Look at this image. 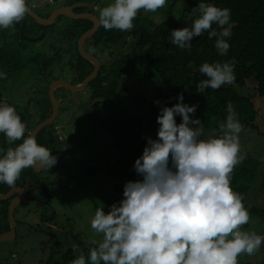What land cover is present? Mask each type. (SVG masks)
Masks as SVG:
<instances>
[{"label": "clouds", "instance_id": "1", "mask_svg": "<svg viewBox=\"0 0 264 264\" xmlns=\"http://www.w3.org/2000/svg\"><path fill=\"white\" fill-rule=\"evenodd\" d=\"M166 4L167 0H112L100 10L97 23L106 31H130L141 9L155 13ZM28 11L27 0H0V29L22 21ZM192 14L196 18L191 26L171 30L169 42L190 49L193 39L207 31L209 39L216 37L219 54L226 55L231 9L201 0ZM234 68L235 58L199 65L197 71L207 79L196 83V91L233 83ZM5 78L0 72V79ZM176 100L171 107L159 108L156 138L146 137L134 161L140 179L125 181L122 199L107 213L97 208L91 217L90 227L102 240L92 241L88 255L80 254L71 264H239L242 253L255 255L264 244V235L241 229L249 223V208L231 187L233 169L246 158L239 139L243 126L232 103L227 104L221 134L205 136L202 121L194 118L197 105L185 103L182 93ZM0 133L9 144L22 140L6 152L0 149V183L14 186L23 169H50L57 163L28 131L15 106L2 98Z\"/></svg>", "mask_w": 264, "mask_h": 264}, {"label": "trees", "instance_id": "2", "mask_svg": "<svg viewBox=\"0 0 264 264\" xmlns=\"http://www.w3.org/2000/svg\"><path fill=\"white\" fill-rule=\"evenodd\" d=\"M199 2L201 0H167L166 6L163 7L167 13L163 14L166 20L162 23H157L151 16L143 17L139 14L133 20L134 27L130 31H106L103 27L99 31L98 44L121 45L122 50H129L124 72L125 87L121 86L123 95L116 104L119 106L123 96L125 100L128 96L129 102L127 108L117 110L113 113L114 116H110L105 128L112 135L114 149L120 154L114 164L107 166L109 171H106L109 180H112L110 187L113 198L109 201L112 204L122 199L125 181L140 179L133 169L134 161L142 154L146 137L156 138L159 108L164 105L171 107L177 102L178 94H183L185 103L197 105L194 118L202 121L205 136L221 134L220 124L228 115L229 102L232 103L243 129H259L255 100L264 97V0H203L220 8L231 9L232 35L225 38L230 48L224 56H221L215 47L216 37L209 39L207 31L193 39L190 49H181L169 42L171 30L191 26L196 18L192 9ZM22 22L23 20L15 23L9 29H0V72L6 73V78L0 79V84L4 83L10 74L24 67L18 46H12L14 37L20 41ZM212 27L217 29L215 24ZM233 58V83L222 85L219 89L208 88L204 93L196 91V83L207 79L197 71L199 65L205 62L224 63ZM113 77L115 82L110 84L107 94L110 98L117 94L122 75L116 74ZM101 78L92 85L103 89ZM131 78L147 83L148 88L153 87L151 82H155L158 85V93L129 90L128 82ZM250 82L256 83L254 93L245 95L242 90ZM154 100H159L160 105L154 104ZM176 120L179 123L181 117L177 116ZM259 167L260 162L249 157L237 164L231 174V187L243 196L245 206ZM19 181L18 179L16 182ZM11 187L7 185L6 190ZM262 188L264 189V175ZM108 199L110 200V196ZM3 211L7 217V207ZM250 211L256 213L258 210L255 208ZM52 217L54 220L57 218L55 212L42 217L44 222H53L52 225L57 228L56 238L53 237L49 242L51 252L47 256L46 264H71L80 254L87 256L92 246L83 242L81 234L52 221Z\"/></svg>", "mask_w": 264, "mask_h": 264}, {"label": "flooded vegetation", "instance_id": "3", "mask_svg": "<svg viewBox=\"0 0 264 264\" xmlns=\"http://www.w3.org/2000/svg\"><path fill=\"white\" fill-rule=\"evenodd\" d=\"M30 1L31 0H27L29 7L32 8V10H34V12L42 19H48L55 11L62 8L71 9V12L75 15H94L98 17V14L95 11L99 10L100 7L102 9L103 7L102 5L99 6L101 4V0L94 7H92L91 4L95 0H39V3H43L44 5V9L42 10L39 9L37 4H31ZM42 12L45 15H43ZM25 20L27 21L25 35L32 38H39L40 33H42L45 29L51 27V29L53 30V35L56 37L55 40L57 41L56 44L52 46V50H58L56 56L60 55L62 57V55H67L64 60V64L71 68L74 77L79 74V76H83V78L80 82L77 83L72 81L75 79L74 77H71L67 80L62 77L61 79H52V77H54L51 75L52 72L55 73V71H57V73L60 74L67 73L59 70L60 67L63 66L62 64L59 68L56 67L55 69L53 64L46 63V65H44V72H42L41 75V81L38 82L39 84L36 83L31 85L28 83L25 86L21 85L19 86L18 90L11 93V96H9V98L6 100L11 105L15 106L16 111L19 115H23V118H21L22 121L26 124L27 129L29 128V125L36 126L54 115L55 107L58 108V117L55 120L54 124L50 126L46 131H43L42 134H40L37 138L38 144L48 148L53 153V155L56 156L57 163L50 169L43 168V170L38 173L34 172V170L30 167L23 169L19 176V183L16 182L15 185L8 190H6L7 184L0 183L1 194H8L13 189L18 188H21L24 193L23 202L18 207H16L14 211V217L16 221L14 236L13 234H11V236L8 235L12 230V225L9 220V206L11 205V201L16 198L17 195L15 194L9 201H0V237L6 235L10 239L8 241L0 243V258L2 257L4 259L8 253H14V259L18 258L16 252H14V248L18 247L20 241L27 237L26 233L23 232L22 234L21 232L23 227L29 226L31 229L36 230L33 235H38L41 237V239L47 238L46 243H48V247H50L49 242L53 240V237L56 238L57 236V228L52 225L53 222H44L42 220V217L46 215L45 208L52 205L54 199H56L58 195L57 193L60 192H57L56 189L62 186L61 181L56 183L50 178L57 176L56 173L64 171L60 167L62 156L64 154H66L65 158L69 159L70 157H73L76 152H79L82 148H85L84 146L88 142L81 141L78 133L73 132L72 128L68 129L66 127L67 125H71L78 119L83 118L84 123L86 121L90 123L93 122L99 129H105L106 121L109 120L112 113H116V111L114 112L111 105L116 104L117 100L123 95V89L121 88V86L124 85L125 87L124 77L126 76V74L124 73L127 60V55L124 52L125 50H122L121 45L106 46L98 44V34L102 29V26H100V29L96 32L94 37L88 39L85 42L84 47L88 54L92 55L100 62V70L98 72L97 79L92 81L87 86V88L81 92L72 93L69 90L58 85L55 87L53 93L51 94V85L53 83L63 81L71 85L78 86L81 85L84 80L95 70L94 64L92 62H87L79 52V41L81 37L88 31L92 30L95 24L94 22H92V20L72 19L65 15L58 16L55 24L50 27H45L38 24L36 20L30 17L27 13L23 19V22ZM59 31L63 32V35H59V33H57ZM47 34L48 32L45 31L42 35H45L46 37ZM45 37L43 39H45ZM14 40L18 41V39L15 37L12 39V41ZM19 40H24L22 35ZM12 46H14L13 43ZM21 47L22 46H18V48L22 49ZM115 51H118V53ZM37 56L40 57L39 54ZM31 62L32 61H29L28 63ZM35 62L36 61H34V63ZM116 62H118V65H115ZM89 69H91V71H89ZM116 74H118L119 76L122 75V78L119 79V90L113 98H110L107 97V94L110 90V84L115 82V78L113 77V75ZM10 75L12 76V74ZM100 77H102L101 79H103V89H98L92 85L93 82L100 79ZM68 91L69 94H67ZM118 107L119 108H117V110H123L121 103ZM32 113L36 114V122L34 123L35 125H33V123L30 121V116L32 115ZM44 133H46L45 136ZM54 134H58V136L60 137V146L59 144H57L55 138H53ZM6 141L7 139L4 140L2 137H0V149H3L4 152H6L9 147L13 148L10 144L8 146ZM16 141L19 144L22 143V140ZM98 170L99 169L96 167L93 168V171ZM41 183L46 184L51 194V199L46 205L32 201V199L34 198L40 200L41 202L46 201L47 192L45 188L41 186ZM34 185L40 188L39 191L35 190L36 188L34 187ZM58 198L63 200L64 194H62V196ZM31 203L42 206L39 210H37V213H35V215L37 214V221L33 223L27 221L31 216V211L28 214L24 215L25 212L23 210L28 206V204ZM5 207H7V217H5V213L3 211ZM52 212L50 214H52ZM48 247H46V249L49 250V253H47L49 255L51 252V247ZM1 264L10 263L5 262ZM44 264H46V262Z\"/></svg>", "mask_w": 264, "mask_h": 264}, {"label": "rangeland", "instance_id": "4", "mask_svg": "<svg viewBox=\"0 0 264 264\" xmlns=\"http://www.w3.org/2000/svg\"><path fill=\"white\" fill-rule=\"evenodd\" d=\"M30 2L31 4L33 3L32 0ZM111 2L112 0H101L99 6L102 5L105 7ZM100 10L101 7L99 10L95 11L98 16ZM139 14L143 15V17L151 16L157 23H162L166 20V16L163 14L167 13L161 8L155 13L145 12L141 9L138 15ZM43 15L45 14L43 13ZM45 31H47L48 34L45 39L42 40L35 42H28L25 40L12 41L13 45L22 46V49L19 48V53L23 56L22 63L24 64V67L17 73H12V76L9 75L8 79L0 84V98L7 100L9 96H11V93L18 90L19 86H25L28 83L32 85L40 82L42 72H44V65H46V63L53 64L55 69L56 67L59 68L62 64L63 66H61L59 70L67 73L60 74L57 73V71H55V73L52 72L51 75L54 76L52 79H61L62 77L67 80L74 77L71 68L64 64L67 55H62V57L60 55L56 56L58 50H52V46L57 42L55 40L56 37L53 35V30L51 27L45 29L40 33V36ZM57 33L63 35V32L61 31ZM115 52L118 53V51ZM124 52L125 54H129L128 49ZM38 54L40 57L37 56ZM29 61L32 62L28 63ZM34 61L36 62L34 63ZM115 65H118V62H116ZM89 71H91V69H89ZM74 78L75 79L72 81L77 83L81 81L83 76L81 77L78 74ZM151 83H153L151 84L153 87L148 88L147 83L137 80L136 78H131L128 82V89L133 91L140 90L142 92L149 91L152 94H157L158 90L156 88L158 85L155 82ZM255 86V82H250L247 87L242 90V93L245 95H252ZM67 94H69V91ZM125 99L126 98L123 96L120 102L123 109L127 108L126 105L129 102L128 96L127 100ZM255 103L258 110L257 124L259 129H243L239 134L241 151L246 153V158L250 157L260 162V167L258 168L252 188L246 198V207L249 208L250 220L248 224L242 225L241 229L254 231L257 234L264 235V189L262 188L264 175V97L257 98ZM111 106L114 112L117 111V104H112ZM20 116L23 118L22 114H20ZM112 116H114L113 113L111 114V117ZM66 128H72L73 132L79 134L81 141L88 142L84 146L85 148L76 152L73 157L66 159V154L62 156L60 167L64 171L56 173L57 176L50 178L56 183L61 181L62 186L56 189L57 192H60L57 193L58 195L56 199H54L52 205L45 208L46 215L55 211L57 218L54 220V217H52V221L78 232L81 234L82 240L87 246H93L92 241L102 240V235L97 234L95 230L90 227V219L97 208H104V211L107 213L110 205H112V203L109 202L113 198L112 189L110 187L112 180H109V177L107 176V172L109 171L107 166L114 164L120 154L116 152V149H114L112 145V135L109 133L108 129H99L93 122L90 123L86 121L84 123L83 118L78 119L71 125H67ZM0 137L4 140L6 139L3 133H0ZM7 144L9 146L8 142ZM10 145L15 148L19 143L14 141ZM94 167L99 170L93 171ZM34 187L36 188V191H39L40 188L38 186L34 185ZM62 194H64L63 200L58 198L62 196ZM109 196L110 200L108 199ZM41 207L42 206L40 205L31 203L23 209L25 212L24 215L31 211V216L27 220L28 222L33 223L37 221V214L35 215V213H37V210ZM255 208L258 210L256 213L250 211V209L253 210ZM35 231L36 230L31 229L29 226L23 227L21 232L22 234L23 232L26 233L27 237L20 241L18 247L14 248V252H16L18 258L14 259V253H8L5 256L6 260L2 257L0 258V264L5 262H9L10 264H44L47 259V253H49V250L46 249V247H48V243H46L47 238L41 239L40 236L33 235ZM238 261L239 264H264V244L261 245V248L255 255L248 256L247 254L242 253L238 257Z\"/></svg>", "mask_w": 264, "mask_h": 264}, {"label": "water", "instance_id": "5", "mask_svg": "<svg viewBox=\"0 0 264 264\" xmlns=\"http://www.w3.org/2000/svg\"><path fill=\"white\" fill-rule=\"evenodd\" d=\"M75 1H78V0H75ZM99 2H100V0H95L91 4L92 7L96 6ZM27 14L30 17L34 18V20H36V22L38 24H40L42 26H45V27L53 26L55 24L56 19L58 18V16H64V15L67 16V17H70L72 19H85V20H92V22H94L95 25H94L93 29L88 31L87 33H85L81 37V39L79 41V52H80L81 56L87 62H92L94 64L95 70L84 80V82L81 85L74 86V85H71V84H69L67 82H63V81L56 82V83H53L51 85V94L53 93V90L55 89V87L58 86V85L63 87V88H65V89H67V90H69L72 93H77V92L84 91L87 88V86L92 81L97 79L98 72L100 70V62L95 57H93L92 55L88 54L86 52V49L84 48L85 47V42L88 39H91L92 37H94L96 32L100 29V25H98V23H97V18L98 17L94 16V15H75V14H73L71 12V9H67V8H62V9H59V10L55 11L48 19H42L30 7H29V11L27 12ZM26 26H27V21L25 20L23 22L22 29H21V35H22V37L24 38L25 41L35 42V41H38V40H42L45 37V35H42L39 38H32V37L26 36L25 35ZM35 115H36L35 113H32V115L30 116V121L33 123V125H35L34 123L36 122ZM57 117H58V108L55 107L54 115H52L50 118L46 119L45 121L39 123L36 126L29 125L28 126L29 127L28 131L33 133L35 135L36 140H37L38 136L40 134H42L43 131H46L50 126H52L54 124V122L57 119ZM45 135H46V133H44V136ZM53 138H55L57 144H59V146H60L61 139L58 136V134H54ZM30 168H32L34 170V172H36V173H38V172L43 170L42 168L35 167V166L34 167H30ZM41 186H43L45 188L46 192H47L46 201L41 202L40 200H37L35 198L32 199V201L38 202V203H42V204L46 205V204L49 203V201L51 199V194H50V191L47 188L46 184L41 183ZM15 194L17 195V197L14 198L11 201V205L9 206V220H10L11 225H12V230L8 234L9 236H11V234H13V236L15 235L14 232H15V227H16V221H15V217H14V211H15V208L18 207L23 202L24 193H23V190L21 188L13 189L8 194H1L0 193V201H9ZM8 240H10V239L6 235L0 237V243L4 242V241H8Z\"/></svg>", "mask_w": 264, "mask_h": 264}, {"label": "crops", "instance_id": "6", "mask_svg": "<svg viewBox=\"0 0 264 264\" xmlns=\"http://www.w3.org/2000/svg\"><path fill=\"white\" fill-rule=\"evenodd\" d=\"M33 3H34V4H37L38 7H39V9H40V8H41L42 10L44 9V5H43V3H42V4L39 3V0H33Z\"/></svg>", "mask_w": 264, "mask_h": 264}]
</instances>
